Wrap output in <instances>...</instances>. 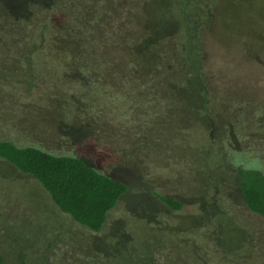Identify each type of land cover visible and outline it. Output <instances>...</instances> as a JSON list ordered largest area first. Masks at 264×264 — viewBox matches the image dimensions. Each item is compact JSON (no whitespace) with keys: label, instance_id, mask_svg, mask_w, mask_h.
Listing matches in <instances>:
<instances>
[{"label":"trees","instance_id":"trees-1","mask_svg":"<svg viewBox=\"0 0 264 264\" xmlns=\"http://www.w3.org/2000/svg\"><path fill=\"white\" fill-rule=\"evenodd\" d=\"M113 1L121 7V0ZM165 5V9L172 8L173 18L164 14ZM214 5L212 0H207L205 5L199 0H168L161 8L152 4H148L147 9L137 8L142 15L146 14L148 24L141 41L143 55L139 61L121 60L119 56V64L109 58L118 65L116 67L99 53L104 45L108 47L109 38L95 36L94 33L90 35L92 28L105 24L95 19L96 13L103 11L102 5L92 14L86 0H72L70 3L69 0H0V46L3 47L0 52H5L3 66L11 58V53L7 51L12 49L11 46L19 53L14 60L17 68L15 77L0 75V80H10L20 87L17 99L24 106L25 117H31L35 107L29 106L26 99L40 88L43 91L41 100L47 99L51 109H59L63 96H68L73 105L69 111L73 119L69 120L67 114H62L59 119L62 131L58 136L63 141L55 146L41 143L34 132L16 133L21 129L15 124L9 125L6 131L0 130V167L10 166L16 180L24 177L29 182L33 179L42 186L60 213L93 233L96 238L94 243L102 244L104 241V244H109L117 237L130 238L127 242L118 239L117 245L135 242L134 236L129 235L130 230L135 229L130 228L129 221L133 219L147 222L144 229L151 232L155 228L158 234L162 235L164 231V235L172 233L178 237L171 247L163 238L157 247L160 250L170 247V253H165L162 258L154 254L149 259L151 264H172L173 261L175 264H213L212 261H218L217 254L227 259L226 253L242 249V245L235 248L238 240L243 239L242 225L235 223L236 217L231 211L242 213L244 220L249 218L248 215L264 219V48L254 54L247 47L248 35L235 40L229 31L222 33ZM71 14L75 15L74 19ZM5 21L11 32L2 35ZM166 22L170 31L162 27ZM216 23L218 28L212 40L209 33ZM204 35L208 36L202 41ZM152 36L155 37L153 62V44L149 47L144 42L145 38ZM172 36L179 46L169 48L171 43L174 44ZM89 38L94 43H88ZM58 47L61 48V59L56 64L61 66L63 74L65 69L69 70L64 76L71 85L52 92L44 89V85L38 84L37 80L56 76L59 72L43 66L36 74V60L48 50L56 51ZM172 51L174 57H179L178 63V60H169L168 53ZM172 61L174 64H169ZM163 62L168 66L162 68ZM184 85L193 86L190 92L194 103L191 106L196 108V114L189 122L195 120L194 127L200 123L209 127L212 125L208 128L206 153L203 152L206 154L205 166L207 169L217 168L219 173L224 174L223 181L208 175L212 192H209V187L205 188L201 192L205 195L204 199H198L201 193L194 199L185 200L155 192L151 187L145 190L151 193V212L144 209L135 211L125 205L129 215L113 220L112 225L106 227L129 190L134 192L141 187L138 184L147 180L142 169L149 175L145 157L151 150L145 144L140 145V138L135 140L138 145H130L134 141L128 138L131 128L129 132L121 128L122 133L118 134V130L109 127L111 121H106L105 114L115 107L108 108L107 103L106 109L98 108L89 100V109L81 113L82 106H78L77 100L103 98L110 104H116L123 113V119L130 121L134 114L131 122L138 123L134 133L143 137L149 119L141 122V118L158 117L164 107L165 111L170 110L171 102L182 100L180 95ZM152 91L162 94V100L167 99L170 105H161L153 111L150 105L154 96ZM214 93L218 95V102L212 100ZM101 123L106 124L109 135L108 145L105 146L95 138ZM210 136L214 140L211 138L210 141ZM218 137L222 139L221 143L217 142ZM119 140H122L121 143L128 141L121 145V160L116 158L118 148H114ZM14 173H1V184L14 178ZM133 180H137L138 184L134 185ZM7 200V192L0 186V245L14 251L17 264H28V244L20 243L11 236L10 241L2 237L8 229L17 225L12 221L19 222L17 217H10ZM196 204L199 206L196 213L181 214L188 205ZM184 219H189L193 225H180L178 221ZM174 221L177 222L174 224ZM191 237L201 238V242L192 247L188 244ZM210 242L217 246L219 253L210 249ZM136 250L134 247L133 251ZM95 252L98 259L101 258L99 252L108 260L110 258V251L104 245ZM191 256L199 257V261L189 262ZM129 257L133 259L136 256L131 252ZM5 262L6 259L0 256V264Z\"/></svg>","mask_w":264,"mask_h":264},{"label":"rangeland","instance_id":"rangeland-1","mask_svg":"<svg viewBox=\"0 0 264 264\" xmlns=\"http://www.w3.org/2000/svg\"><path fill=\"white\" fill-rule=\"evenodd\" d=\"M65 1L68 2V0ZM71 1L69 0V3ZM86 1L87 7L92 14L100 5L103 7L102 12L96 13L95 19L98 23L105 22V24H100L102 26L100 28H92L90 35L94 33L95 36L105 35V37L107 36L109 38L110 41L108 42L110 43L108 47L104 45L103 50L99 53L104 58H107L112 65L117 67V64H119L117 58L119 56L121 60L139 61L141 55H143V42L141 41L148 24L146 22V14L144 13L142 15L140 11L138 12L137 8L147 9L148 4H152L155 8H161L168 0H121V7L113 0ZM199 1L202 5H205L207 0ZM212 1L215 3L214 7L216 8L217 16L220 18V31L222 33L225 30L229 31L235 40H240V36L248 35V49L250 51L252 50L254 54L262 51L264 48L262 46V42L264 41V0ZM74 2H78V0H74ZM165 7L166 5L164 9ZM169 8L164 10V14L173 18L174 12L171 7ZM159 10L157 11L159 12ZM71 16L74 19L75 15L71 14ZM119 21H121L120 24H118ZM171 23L174 25L173 22ZM162 27L166 31L171 30L167 22ZM217 28L218 24L216 23L212 26V30H210L209 36L212 40H214ZM1 31L2 35L11 32L7 21L3 23ZM207 36L204 35L202 41L207 39ZM172 38L174 39V44L171 43L169 48L179 46L178 42L175 43L177 39L174 36ZM154 40L155 37L152 36L145 38L144 42L150 47L154 43ZM87 42L94 43L91 38L87 39ZM11 48V50H7L11 53V58L4 62V66L5 52H0V75H4L7 78L15 77L17 68L14 60L19 55L16 49L13 50L12 46ZM59 48L56 51L48 50V52L43 54V57L36 60L38 66L36 68V74H39L43 66H46L47 69L53 72H59L56 76H47L42 80H37L38 84L41 86L44 85L42 86L44 89L52 92H55L58 88L67 89L71 85L65 77L69 70L65 69L63 74L61 66L56 64L61 59ZM154 48L155 46L153 44L151 47L152 62L154 61ZM2 49L3 47L0 46V50ZM168 57L169 60L177 61L179 59V57H174L173 51L168 53ZM109 58L113 59L117 64L110 61ZM178 62L179 60L176 63ZM169 64H174V62L172 61ZM167 66V63H162V68ZM97 69L99 70L98 65ZM192 87L184 85L181 88L182 93L180 96H182V100L176 103L171 102L172 106L170 110L165 111L166 108L164 107L158 117L141 118V122L149 119L147 126L144 127L146 134L143 137H138L134 133V128L138 126L137 122H131L134 114L130 121L123 119V113L116 104H110L107 99L103 98L77 100L78 106H82L81 113L89 109L87 108L90 106L89 100L98 108L104 107L106 109L107 103L108 108L115 107V109L107 110L105 114L106 121H111L109 127L112 130H118V134L122 133L120 131L121 128L128 132L131 128V131L128 133V138L134 141L130 145H138L135 140L140 138V145L145 144L151 150H149L150 152L145 157L150 169L149 175H147L145 169H142L147 180L141 184H138L137 180H133L134 185L138 184L141 187H138L134 192L129 190L125 201L118 206L116 212L109 219L111 223H108L106 227L111 226L113 220L129 215V210L125 208V205H129L135 211L144 209L146 212H151L153 210L151 193L149 194L145 191L151 187L155 192L190 200L197 197V194L204 192L205 188L209 187V192H212L209 185L211 182L209 183L207 180L208 175H211V177H214L218 181H223L224 174L219 173L217 168H213L214 166H212L213 169H207L204 163V157L206 155L205 148L208 146L207 142L209 139L208 128L212 127V125L210 124L209 127V125L200 123L194 127L195 120L191 123L189 122L196 114V108L194 107L193 109L191 106L194 103L191 100L193 97L190 92ZM19 89L20 87L15 86L10 80L8 82L0 80V130L2 132L6 131L9 125L15 124L21 129L15 131L16 133L29 134L34 132L37 135L35 137L42 141L41 143H49L55 146L58 142H62L63 140L58 136L59 132L62 131V125L59 123V119L62 114H67L69 120L73 119L69 112L73 108V105L69 102L70 98L63 96L60 101L62 105H59V109H51L48 100H41L40 98V94L43 93V91H40L41 88L35 90V93H32L26 99L29 106L35 107L31 112V117H25L22 110L24 106L17 99ZM61 91L66 95L68 94L66 90L62 89ZM151 95H154L150 100L153 111L155 108L162 107L161 105H170V101L167 99L162 100V94H159L158 91H152ZM211 97L214 102H218L216 98L218 97L217 94L214 93ZM78 106L77 110L80 112ZM88 117H91V115H88ZM101 125L98 127L95 138L98 139L99 144L105 146L108 145L107 138H109V135L106 124L101 123ZM211 138L210 136V141ZM212 140L214 139L212 138ZM121 141H116L115 146L117 147H114L118 148L116 150L118 154H116V158L119 160H121L122 153L120 151L122 148L121 145L128 142L121 143ZM217 142L221 143L222 139L218 137ZM119 144L120 147H118ZM135 151L138 152L139 148L135 149ZM11 172L14 173L13 169L8 165H4L2 168L0 167V174H11ZM15 180L16 174L14 178L5 180L4 185L1 184L0 180V186H3V189L8 195L7 206L11 212L9 215L10 217L15 216L19 219V222L12 221L13 224L17 225L8 229L2 237L4 240L10 241L9 236H11L20 243L28 244V251H26L27 260L29 261L28 264H151L149 259H152L154 254H158L160 257L162 255L165 256V253H170L171 244H176L177 242L176 239L178 237H175L174 234L168 233L164 235V231L162 230L163 234L161 235L157 233L158 229L155 228H152L154 230L151 232L150 230L144 229L147 222L144 223L143 221L133 219L129 223L131 224L130 228L135 227V229L130 230L129 235L130 237L134 236L135 242L117 245L118 239L124 242L130 239L126 240L123 237H117L115 240L112 239L109 244H104V241H102V244L94 243L96 238L93 236V233L71 222L69 217L60 213L51 203L42 186L40 187L33 179L29 180V182H26L24 177H21V180L20 178ZM226 181L227 179L224 182ZM147 185L148 187H145ZM199 198L204 199V193H201L198 196ZM198 207L197 204L188 205L181 214L188 215L196 213ZM231 213L236 217L235 223L241 224L243 230L241 231L243 239L238 240L235 248L240 245L243 248L240 249V247L237 248L239 249L238 251L226 253L227 259H222L217 254L218 261H212V263L264 264V219L259 216L248 215L249 222L248 219L244 220L242 213L235 212V210L231 211ZM229 221L233 220L230 219ZM176 222L174 221V224ZM178 223L187 226L193 225L189 219L180 220ZM119 224L122 225V222H119ZM127 226L129 227V225ZM123 234L126 235L127 231ZM109 237H111V234H109ZM163 238H166L165 240L170 247H165V249L160 250L157 245L162 242ZM251 238L253 242H251ZM106 240L109 241L108 239ZM200 242L201 238L191 237L188 244L194 247ZM252 243L253 245H251ZM103 245L110 251L109 260L102 254L103 251L99 252V256H101L99 259L95 252L96 249H101ZM208 246L217 252L218 248L216 245L210 242ZM134 247L137 248L136 251H133ZM13 252V250L0 245V256L6 259V264L8 261V264H17L15 257H13ZM131 252L135 254L136 257H133V259L136 260H133L132 257L128 258ZM201 256L206 257L208 255L201 254ZM193 260L199 261V257L193 258L191 256L189 262H193ZM161 262H163L162 259ZM172 264H175V261Z\"/></svg>","mask_w":264,"mask_h":264}]
</instances>
